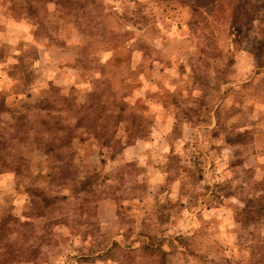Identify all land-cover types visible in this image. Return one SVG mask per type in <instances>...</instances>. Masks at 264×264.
<instances>
[{
    "label": "clouds",
    "instance_id": "9594fccd",
    "mask_svg": "<svg viewBox=\"0 0 264 264\" xmlns=\"http://www.w3.org/2000/svg\"><path fill=\"white\" fill-rule=\"evenodd\" d=\"M259 3L264 4V0ZM215 4L217 11L211 15L201 8L199 14L192 16L185 15L187 9H180L176 0H171V6L177 8V13L173 14L176 23L185 24L188 19L198 21L193 40L199 37L203 41V33H215L214 39L220 42L224 51L235 54L239 60L244 53L234 49L229 52L231 37L227 33L234 0H215ZM262 16L264 9L252 20L254 28H264ZM162 19L165 25L170 23L166 16ZM182 31L185 36L189 35L186 28ZM175 43L162 29L157 42L162 59L174 58L170 54ZM213 50L209 48V52ZM13 55L19 56V52L14 51ZM248 60L247 68L231 77V87L236 89L234 95L237 98L232 103L240 111L229 114L230 118L222 117L219 124L211 112L201 114L204 123L187 122L182 109L195 107L194 100L201 94L200 90L192 92L191 96L185 92L186 103L179 108L173 107L169 97L183 81L170 83L171 76L165 74L155 77L149 86L155 95L141 101L149 106L142 112L144 133L134 137L129 147L130 129L126 123L121 124L120 131L112 135L109 145L103 149V158L108 161L105 165L100 164L101 158L97 155L102 139L99 142L89 140L83 145L73 140L70 145L58 149L63 156L58 160L45 156L34 142L35 129L28 132L23 141L9 135L7 149L0 151V224L11 217L0 228V264H82L80 257L108 249L112 251L103 264H216L222 257H228L222 264H264V227L244 229L228 222L234 229L233 240L236 241L230 244L222 238L221 226L217 223L220 219L217 212L222 209L231 216L244 207L239 197L253 193L264 196V66H256L250 57ZM17 63L9 57L7 64L0 67L6 69L9 64ZM43 65L41 58L31 67L41 72ZM162 66L159 65L157 71ZM12 83L23 87L19 79ZM227 87L229 85H222L221 92ZM26 90L32 91L30 87ZM212 111L215 112L214 106ZM217 129L221 133L219 139H211V131ZM96 130L102 129L97 126ZM14 131L8 128L9 134ZM244 132L247 134L245 143L229 149L238 152V156L227 157L222 151H209L210 144L223 145L225 135ZM110 156H115V160L109 159ZM238 158L244 162L228 168L227 160ZM65 165L71 176L64 183L56 182L61 203L46 207L30 190L49 186ZM92 168L100 173L101 179L108 174L105 184L100 187L107 190L109 186H120L115 196L119 198V204L124 205L122 215H131L127 213L129 204L142 209L135 224L113 226L115 217L106 221L97 214L96 205L103 208L105 202L97 199L92 191L79 187L84 173ZM201 170L202 180L199 179ZM153 177H159L158 182H153ZM225 192H234L237 196L226 200ZM133 195L136 199H132ZM161 205L165 206L163 214L171 215V220L166 223L157 222L153 215ZM113 206L108 205L109 208ZM209 207L217 212L207 211ZM141 218L145 220L143 225ZM177 220L179 223L174 224ZM143 233L155 238L152 244L155 250L151 253L145 251L150 242L148 235ZM177 237L185 247H181ZM114 240L118 241L116 247L112 244ZM221 245L226 251H218ZM190 251L191 255L188 254Z\"/></svg>",
    "mask_w": 264,
    "mask_h": 264
},
{
    "label": "rangeland",
    "instance_id": "374dc122",
    "mask_svg": "<svg viewBox=\"0 0 264 264\" xmlns=\"http://www.w3.org/2000/svg\"><path fill=\"white\" fill-rule=\"evenodd\" d=\"M186 2L190 3L191 0H176L180 9H187L185 15L200 13V10L193 13ZM234 3L229 13L231 20L227 25V33L231 37L229 52L234 49L244 53L239 60L235 54L229 55L224 51L220 42L214 39L215 33H203V41L199 37L193 40L198 21L188 19L185 24L176 23L173 14L177 13V8L171 6V0H85V7H79L74 15L44 0H0V65L7 64L9 57L18 61L17 64H9L6 69L0 67V127L7 126L0 128V151L7 149L9 135L23 141L27 133L35 129L37 136L34 142L45 156L58 160L63 159L58 149L70 145L73 140L83 145L89 140L99 142L102 139L97 155L101 158L100 164L105 165L108 161L103 158V149L107 145L103 144L109 145L112 135L119 132L120 125L125 123L130 129L129 138L135 137L136 128L143 124L142 112L149 107L141 101L155 95L150 92L149 86L161 74L170 75V83L183 81L169 97L173 107L179 108L186 103L185 92L191 96L192 92L200 90L201 94L194 100L195 107L182 109L187 122L195 120L196 123H204L201 114L211 112L219 124L222 117L230 118L229 114H237L240 109L232 103L237 98L234 95L236 89L231 87V77L247 68L249 57L256 66H264V28H254L252 24V20L264 9V4L259 3V0L256 3L253 0H234ZM204 10L209 15L217 11L216 5ZM158 16L161 18L158 19ZM164 16L170 22L167 25L163 22ZM260 19L264 24V16ZM184 28L189 32L188 36L184 35ZM162 29L170 34L171 41L176 42L170 54L174 58L167 60L158 54L161 51L157 47L158 34ZM255 31L259 33L253 35ZM159 43L164 44V41ZM210 47L214 49L212 52H209ZM14 51L19 52V56L13 55ZM41 58L44 60L43 71L36 72L31 66ZM159 65L163 66L157 71ZM17 79L23 87L12 83ZM225 84L229 87L221 92ZM29 87L32 91L26 90ZM213 106L215 112L212 111ZM207 122L211 123L210 120ZM97 126L102 130L97 131ZM8 128L15 131L9 134ZM220 134V130H212L210 138L219 139ZM246 139V132L225 135L223 145L210 144L209 151H222L227 157L238 156V152L229 149L235 144L245 143ZM48 146L51 151H47ZM72 157L75 159V152ZM109 159L115 160V156ZM243 162L239 158L228 159V168L238 167ZM93 170L89 169L84 175ZM63 172L71 176L63 166L49 186L31 189L33 196L39 199L40 194L48 198L60 197L56 182H63ZM107 179L108 174H104L101 179L99 173L94 194L105 202V207L97 204V214L106 221L115 217L113 226L135 224L136 216L142 209L129 204L127 213L131 215H122L124 205L119 204V198L115 196L120 186H109L107 190L100 187ZM152 179L158 182L159 177ZM199 179H204L202 170ZM256 190L259 191L258 188ZM236 196L234 192L224 193L226 200ZM132 199H136L135 195ZM250 199L254 202L249 221L241 213L244 207L234 211L231 216L226 209L220 212L211 207L206 209L217 212L221 236L230 244L236 241L233 240L234 229L229 227L228 222L244 229L259 230L264 227V196L253 193L239 197V202L245 205ZM60 203L61 200H58L51 205ZM108 205L114 206L109 208ZM183 207L181 205V209ZM164 208L161 205L153 213L157 222L171 220L170 214H163ZM197 216L199 218V214ZM8 219L11 217L5 218L0 228L7 224ZM140 223H145L144 218H141ZM173 223H179V220ZM148 239L150 244L145 246V251L151 253L155 250L152 247L155 238L148 235ZM177 242L185 247L179 237ZM112 244L116 247L118 241L114 240ZM220 250L226 251L225 246L221 245ZM111 251H97L79 260L82 264H103ZM227 259L222 257L216 264H222Z\"/></svg>",
    "mask_w": 264,
    "mask_h": 264
},
{
    "label": "trees",
    "instance_id": "16d2710c",
    "mask_svg": "<svg viewBox=\"0 0 264 264\" xmlns=\"http://www.w3.org/2000/svg\"><path fill=\"white\" fill-rule=\"evenodd\" d=\"M44 1H48V2H53L55 4V6L57 7H61L63 9H66L68 11H70V13H73V15L76 13L77 9L83 8L85 7V0H44ZM186 5L191 9V11L194 13L198 10H200L201 8H210L215 4V0H191L190 3L186 2ZM28 6V5H27ZM30 7V6H29ZM0 107H2V104L0 102ZM137 130V134L135 135H141L144 133V127L143 124L139 127L136 128ZM129 144H131L133 142V138H129ZM63 145V144H62ZM108 146V144H103V146ZM65 146V145H64ZM51 151V147L48 146L47 151ZM101 163H103V161L101 160ZM64 167H67V165H65ZM70 175V174H69ZM99 173L96 172L95 170H93V172H88L84 175V180L82 182H80L79 187L81 190H87V191H92L93 193L95 192V187L97 186V179H98ZM62 180L64 183L65 180L69 177L67 173H64L61 175ZM41 196V201L44 203L45 206L54 204L55 202H57L58 200H61V197L59 196H53V197H45L42 194H40ZM254 202V200L250 199L249 201L245 202L244 208L241 211V213L244 214L245 219L247 221H249L252 217V212H253V206L252 203ZM258 208V207H257ZM261 209V207L259 208Z\"/></svg>",
    "mask_w": 264,
    "mask_h": 264
}]
</instances>
